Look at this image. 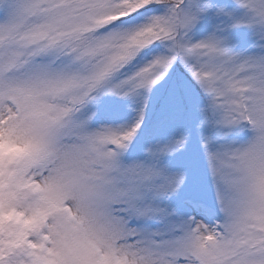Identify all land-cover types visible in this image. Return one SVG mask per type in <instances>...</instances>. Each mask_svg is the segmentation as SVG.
Wrapping results in <instances>:
<instances>
[{"label": "snow or ice", "instance_id": "6c2138e0", "mask_svg": "<svg viewBox=\"0 0 264 264\" xmlns=\"http://www.w3.org/2000/svg\"><path fill=\"white\" fill-rule=\"evenodd\" d=\"M0 264H264V0H0Z\"/></svg>", "mask_w": 264, "mask_h": 264}]
</instances>
